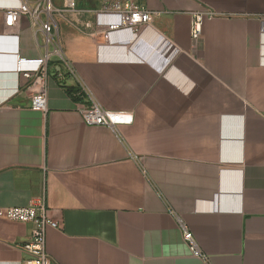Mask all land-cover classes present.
I'll return each instance as SVG.
<instances>
[{"label": "crops", "instance_id": "0c3cea01", "mask_svg": "<svg viewBox=\"0 0 264 264\" xmlns=\"http://www.w3.org/2000/svg\"><path fill=\"white\" fill-rule=\"evenodd\" d=\"M21 1L0 0V208L44 206L53 264H264V0H140L155 15L136 35L107 32L100 0H50L68 65L38 83L16 65L41 34L4 25ZM90 99L132 124L85 125ZM31 231L0 219V264L27 261Z\"/></svg>", "mask_w": 264, "mask_h": 264}, {"label": "built area", "instance_id": "2783aa9c", "mask_svg": "<svg viewBox=\"0 0 264 264\" xmlns=\"http://www.w3.org/2000/svg\"><path fill=\"white\" fill-rule=\"evenodd\" d=\"M66 7L70 11H75L74 1L69 0ZM59 12L52 6L50 0H22L17 7L4 11L5 27H13L17 24L19 17L23 15L29 18L32 28L36 29L42 36L43 56L34 61H17V66H19L17 70L32 83H38L46 78L48 66L53 59L68 65L58 41L56 24L53 20V14ZM98 13L115 18L114 22L106 26L107 32L129 30L135 35L149 26L155 15L143 6L140 0H100ZM201 19L202 15L200 13H193L191 16L190 37L192 41H196L200 37ZM24 65H31L33 69L23 70ZM30 102V108L33 111L45 113L46 93L44 88L35 93ZM77 112L85 125L104 127L114 134H117L118 126L131 125L133 122L131 113L108 111L93 99H90L87 104H79ZM0 219L32 226L28 241L20 246V249L29 257L24 264H53L45 251V233L48 228L59 229V225L47 217L42 204H30L22 208H0ZM183 239L188 243V248L193 255L201 256L191 233L185 228L183 229Z\"/></svg>", "mask_w": 264, "mask_h": 264}, {"label": "bare ground", "instance_id": "6f19581e", "mask_svg": "<svg viewBox=\"0 0 264 264\" xmlns=\"http://www.w3.org/2000/svg\"><path fill=\"white\" fill-rule=\"evenodd\" d=\"M19 68V66L16 65V69Z\"/></svg>", "mask_w": 264, "mask_h": 264}]
</instances>
